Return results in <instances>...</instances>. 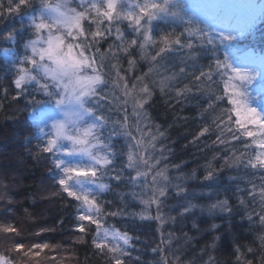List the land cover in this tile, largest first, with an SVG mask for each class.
<instances>
[{
  "label": "clouds",
  "instance_id": "9594fccd",
  "mask_svg": "<svg viewBox=\"0 0 264 264\" xmlns=\"http://www.w3.org/2000/svg\"><path fill=\"white\" fill-rule=\"evenodd\" d=\"M144 7L147 5L138 0H26L23 8L13 6V0L0 3V26L8 25L0 32V41L10 40L19 50L14 60L0 63V120H15L28 113L31 131L18 154L20 165L16 169L23 170L28 164L27 155L52 177L35 180L32 191L17 197L26 186L24 171L0 170V212L15 217L0 220L2 264H94L96 259L100 264H114L116 260L132 264L123 259L129 254L125 246H131L138 237L118 226L114 218L155 219L157 231L163 235L165 222L195 207L189 204L175 216L164 211L169 190L177 194L185 190L174 177L195 179L199 167L204 171L202 178L207 179L257 151L238 127L233 115L237 105L230 98L256 110L264 105V72L239 79L235 72L246 71V65L220 49V42L228 40L224 37H232L230 29L247 22L245 16L235 14L243 5L235 4L216 14L228 16L231 23L211 18L205 23L189 20L180 30L151 36L146 35V20L137 23ZM21 14L27 20L17 24L12 17ZM53 43L60 47L49 51ZM208 56L211 58L203 63ZM18 98L26 103H18ZM157 105L162 109L161 117L170 116L166 124L154 115ZM9 108L12 115L6 114ZM186 108L194 112H186ZM37 112L44 113L38 129L31 127ZM259 114L264 119V114ZM193 120L194 134L182 147L193 144L200 153L208 150L210 154L191 171H180L184 161L172 163L168 159L175 140L172 130L186 133L189 127L185 125ZM57 125L62 126L63 135H57ZM255 127L258 134L254 139L264 140V126ZM64 148L80 152L81 165L94 170L86 181L92 187L86 191L95 203L89 206L74 200L72 206L78 210L75 230L41 249L37 246L40 243L18 240L25 236V228L18 221L31 217L34 210L23 206L16 212L14 206L47 200H60L67 206L69 198L59 184L63 162L57 163L54 155ZM217 159L220 168L212 163ZM53 170L58 172L54 175ZM132 202L139 204L140 211L130 206ZM152 205L156 215H152ZM227 205L224 200L220 207L227 211ZM258 215H264V207ZM84 216L98 223L81 219ZM247 219L251 221L252 214ZM258 222L264 226V220ZM174 238L173 233L168 241ZM101 239H107V244L98 249L95 245ZM258 240V264H264V236ZM84 247L91 251L82 252ZM159 247L157 244L152 250ZM236 251L238 264H253L245 252Z\"/></svg>",
  "mask_w": 264,
  "mask_h": 264
},
{
  "label": "trees",
  "instance_id": "16d2710c",
  "mask_svg": "<svg viewBox=\"0 0 264 264\" xmlns=\"http://www.w3.org/2000/svg\"><path fill=\"white\" fill-rule=\"evenodd\" d=\"M182 1L138 0V2L145 3L147 7L140 9L141 19H138L137 23L146 20L149 28L146 35L151 36L153 34L160 35L174 29L180 30L189 20L201 23L207 22L202 17L193 15L191 9L187 8ZM2 2L3 0H0V3ZM25 2L26 0L21 1L20 8H23ZM154 10L155 12L158 11V14L153 13ZM149 13L151 14L150 19H148ZM12 19L18 24L20 20H27V16L21 14L19 17L13 16ZM7 26V22L4 26H0V32L6 31ZM17 39H19V27H17ZM193 39L195 38L193 37ZM59 47L60 44L57 43V48ZM220 49L224 55H229L230 58L232 57L236 62L246 65V67L248 64L241 63V58L247 60L249 59L248 56L256 55L264 59V9L243 32L233 35L230 40L221 41ZM18 51L12 41H0V63L11 62ZM210 58L208 56L202 62L206 64ZM171 59H174V57H170ZM248 73H250V70L244 71L242 74L246 75ZM17 102L26 103L22 98H18ZM261 108H264V105L258 107L257 111L264 114ZM161 111L159 105L153 110L156 118L166 124L170 116L161 117ZM185 111L193 113L194 109L186 108ZM6 114L12 115L10 108ZM233 115L235 117V113ZM40 116L41 112H37L31 127L38 129L43 125L44 120L39 119ZM195 126L196 121L193 120L185 125V127H189V131L186 133L182 129L172 130L175 140L171 145L173 152L168 159L172 163L184 161L180 165V171H191L194 166L206 162L210 154L207 153L208 150H205V153H200L198 147L193 144L182 147L194 134ZM249 127L251 130H255V126ZM30 131L28 113L22 114L20 118L15 120H0V170L24 171L26 186L17 193V197L27 195L28 192L32 191L35 180L48 181L52 179L47 172H42V167L36 165L27 155L28 164L24 166L23 170L16 169L20 165L18 154L21 153L27 140V133ZM253 134L257 135L258 133ZM245 140L251 143L249 137L245 136ZM251 146L255 151L256 146L254 144ZM54 155L57 159L56 152ZM212 163L214 167L220 168L221 161L219 159ZM56 172L58 170H53L54 175ZM203 175V169L197 167L195 179L181 180L179 177H174L177 183L183 184L185 190L177 194L170 189V194L164 198V211L175 216L176 213L189 204L195 205V207L190 208L188 212H184L181 216H176L172 222H165L161 229L163 235H160L157 231L158 222L155 219L114 218V222L118 226H122L134 237H138L133 239L131 246H125L129 253L123 258L125 261L131 260L132 264H149L150 261H156V264H173V260H175V264H205V262L207 264H238L236 249L239 248L242 252H245L246 259L252 260L253 264H258V257L260 256L258 237L264 236V226H261L258 222V214L261 212L264 201L260 199L259 194L249 195V191L252 186H255V189L264 188V168L251 167L244 160L213 173L207 179H203ZM61 186L64 187V192L69 198L66 201V207L63 206L65 202L60 200L38 201L35 204H28L27 201H24L23 205L14 206L16 212H19L23 206L34 210L31 217L22 218L21 221H18L25 228V236L18 238V240L40 244L56 242L63 240L75 230L74 215L78 210L74 209L72 205L75 203L74 200L82 201V199L79 198L78 191H72L77 194L72 196L68 194V191L71 190L66 185ZM87 187L89 188V186ZM90 187L92 186L90 185ZM45 194H47V190H45ZM241 199H243V203ZM224 200L228 201L227 211L222 210L220 207ZM130 206L137 208L136 211H140L138 203L132 202ZM151 208L152 215H156L155 205H152ZM248 214H252L251 221L247 219ZM87 217L89 219L86 221L93 224L98 223L93 217ZM0 220H15V217L12 213L4 211L0 212ZM193 223L196 224V227H193ZM39 229H45L46 231L40 232L39 235H30V233ZM173 233L175 238L168 241V236ZM188 237H191V239L189 240ZM216 237H219V239H215ZM106 244L107 239H101L95 246L101 249ZM157 244L160 245L159 249L153 251L152 249L156 248ZM247 248H251L253 251H247ZM89 251H91L90 248H82L84 253ZM157 257H161V259L157 260ZM120 262L122 264V261ZM94 264H100L99 259L94 260Z\"/></svg>",
  "mask_w": 264,
  "mask_h": 264
},
{
  "label": "rangeland",
  "instance_id": "374dc122",
  "mask_svg": "<svg viewBox=\"0 0 264 264\" xmlns=\"http://www.w3.org/2000/svg\"><path fill=\"white\" fill-rule=\"evenodd\" d=\"M22 0H18V4ZM187 8L191 9L193 15L202 17L207 22H210V16L212 14H220L228 11L233 5L240 4L243 7H238L235 9V14L240 16H245L247 22L242 25H237L230 29L232 33H237L243 31L248 25L251 24L253 18L264 8V0H183ZM13 3H17V0H13ZM165 11V10H164ZM153 13H157L158 11ZM74 59V57H72ZM247 60L240 59L241 63H247V69L250 70L248 74L259 75L260 72H264V59L256 55L248 56ZM247 73V72H246ZM44 120V113H41L40 118ZM63 135V129L60 132ZM77 141L80 138H73ZM68 141H65L67 143ZM57 160L62 163L63 168V179L66 181V185L71 191H78V196H88L86 189L87 178L94 175V170L92 168L84 167L81 165L83 162L81 160V153L76 151H71L68 148H64L61 151H57ZM69 169V172L65 173L64 169ZM93 173V174H92ZM61 180V179H60ZM59 180V181H60ZM83 201V200H82ZM87 217V216H86Z\"/></svg>",
  "mask_w": 264,
  "mask_h": 264
},
{
  "label": "snow or ice",
  "instance_id": "6c2138e0",
  "mask_svg": "<svg viewBox=\"0 0 264 264\" xmlns=\"http://www.w3.org/2000/svg\"><path fill=\"white\" fill-rule=\"evenodd\" d=\"M13 6L21 7V5L19 4L17 5L16 3H13ZM149 15L151 14L149 13ZM210 18L217 22L231 23L229 17L226 15L212 14ZM38 27H43V25H39ZM224 38L230 40L232 37L225 36ZM54 47L57 48V44L53 43V45H50L49 51H52ZM235 75L241 80L245 79V75H243L240 70H236ZM226 90H231V89H226ZM231 103L233 105H237V107H234L233 109L237 117L236 119L237 125H239V128L243 130V135L246 137H249L251 140V143L254 144L257 149L255 154L250 159H246V163L249 166L254 167V168L255 167L264 168V140L254 139L256 135H254L253 133L257 132V128L255 127V130H251L249 127V126H256V125L264 126V119L261 118V115L255 108L249 107L248 105L242 103L238 99H231ZM61 130H62V126L57 125V135H60ZM52 143L53 141L50 140L49 147L51 146ZM57 163H59V161ZM64 171L65 173H67L69 172V169L65 168ZM59 183L61 185H64L66 181L64 179H61ZM68 194L72 196L77 195L76 193L72 191H68ZM255 194H259L260 199L264 201V188L255 189V186H252L251 190L249 191V195H255ZM79 198L82 199L86 205H89V206L94 205V201L88 196H80ZM241 202L243 203V199H241ZM262 207H264V205H262ZM81 219L86 221L89 218L84 216V217H81ZM259 219L264 220V215L259 216ZM10 228L11 226H9V229ZM9 229H6V230H9ZM79 230L81 231L84 230L83 225L79 226ZM37 246L41 249L48 247L47 243H42ZM17 247L19 248L21 247V245H17ZM2 260L3 258H0V264H2ZM114 264H121V262L120 260H116Z\"/></svg>",
  "mask_w": 264,
  "mask_h": 264
}]
</instances>
